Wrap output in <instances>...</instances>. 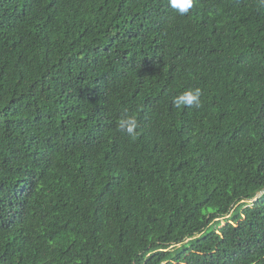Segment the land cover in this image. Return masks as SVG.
Listing matches in <instances>:
<instances>
[{
	"label": "trees",
	"instance_id": "trees-1",
	"mask_svg": "<svg viewBox=\"0 0 264 264\" xmlns=\"http://www.w3.org/2000/svg\"><path fill=\"white\" fill-rule=\"evenodd\" d=\"M0 264H264V3L0 0Z\"/></svg>",
	"mask_w": 264,
	"mask_h": 264
},
{
	"label": "clouds",
	"instance_id": "clouds-1",
	"mask_svg": "<svg viewBox=\"0 0 264 264\" xmlns=\"http://www.w3.org/2000/svg\"><path fill=\"white\" fill-rule=\"evenodd\" d=\"M264 3V0H261ZM171 8L178 16H186L194 7L195 0H169ZM202 90L200 88H188L173 98V104L177 108H195L202 106ZM118 130L135 139L137 136L138 121L135 115H129L121 118L117 123Z\"/></svg>",
	"mask_w": 264,
	"mask_h": 264
},
{
	"label": "rangeland",
	"instance_id": "rangeland-1",
	"mask_svg": "<svg viewBox=\"0 0 264 264\" xmlns=\"http://www.w3.org/2000/svg\"><path fill=\"white\" fill-rule=\"evenodd\" d=\"M249 202H251V201H249ZM225 223H226V220H222V225H225Z\"/></svg>",
	"mask_w": 264,
	"mask_h": 264
}]
</instances>
